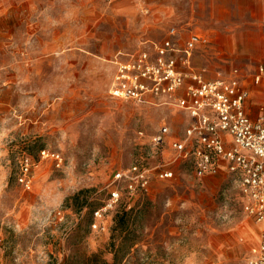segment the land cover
<instances>
[{"label":"rangeland","instance_id":"obj_1","mask_svg":"<svg viewBox=\"0 0 264 264\" xmlns=\"http://www.w3.org/2000/svg\"><path fill=\"white\" fill-rule=\"evenodd\" d=\"M188 1L0 0V264H61L65 255L105 251L116 213L143 204V243L123 264H246L264 229L243 213L232 177L200 178L188 162L174 166L172 179H154L148 193L125 192L108 228H92L114 173L140 157L157 163L151 143L159 128L169 125L171 141L181 140L187 121L175 106L113 98L116 57L150 48L175 28L184 41L207 36L192 59L207 80L254 66L235 64L240 57L224 35L248 44L253 22H223L229 30L215 36L200 1L195 19L187 18ZM43 150L60 153L64 166L42 159ZM172 153L167 147L165 159ZM23 155L36 162L31 191L17 181Z\"/></svg>","mask_w":264,"mask_h":264},{"label":"built area","instance_id":"obj_2","mask_svg":"<svg viewBox=\"0 0 264 264\" xmlns=\"http://www.w3.org/2000/svg\"><path fill=\"white\" fill-rule=\"evenodd\" d=\"M170 35L175 36L176 29H171ZM206 44L208 39L197 34L184 47L166 39L154 45L153 53L147 49L118 64L109 90L113 98L143 104L149 97L175 99L184 90V97L178 98L176 105L189 115L191 123L183 139L172 143L168 160L164 153L170 128L162 125L151 143V153L159 161L150 165L142 158L115 172L109 198L94 212V230L108 228L107 218L120 205L125 192L132 198L148 193L154 179H172L174 166L183 162L190 163L200 178L217 175L220 165L226 164L238 186L243 213L258 224L264 223V110L257 119L248 114L250 92L237 77L207 80L191 69L193 52ZM253 81L257 86L264 85V63ZM40 154L42 159L53 160L57 168L65 164L58 152L43 150ZM35 164L29 155L20 158L17 181L26 191L33 189ZM2 241L0 233V245ZM246 264H264V235Z\"/></svg>","mask_w":264,"mask_h":264},{"label":"crops","instance_id":"obj_3","mask_svg":"<svg viewBox=\"0 0 264 264\" xmlns=\"http://www.w3.org/2000/svg\"><path fill=\"white\" fill-rule=\"evenodd\" d=\"M153 1H155V0H153ZM196 1L197 0L188 1L189 14H187V18L189 20L195 19V14L193 13V10H194L195 6L197 5ZM198 1H200L199 6L204 12L205 21L215 23L214 27L213 26L210 27L211 30L212 29L215 30V34H214L215 36L219 35V33H220L219 31L221 29H223V27H224L222 24L223 22L224 23L225 22H241V21L246 20L249 22H253L256 26V29L253 32L250 31L248 33L249 34L248 41H247L248 44H246L245 41H242L240 39V37L235 36V35H231V33H228L227 31L229 30V28L227 26L224 27V29L227 30L226 31L227 33H224V35L226 37H228L229 39H231L233 44H235V47H236L235 53L237 55H239V57H240L239 60H237L235 64L242 66V65L247 64V63H252L254 65V66H251L247 69L235 68L230 74L225 75V77H229V78L237 77L238 79H240V81L243 83V85L248 89V91L250 92V98H249L247 105H246L247 112L253 119H257L259 117V115L261 114V112L264 110V85L257 86L254 84V81H253L254 75L256 74L259 65L264 63V0H198ZM238 1H247L246 6L241 8L239 6L240 4ZM158 2L159 1L156 2L157 5H158ZM171 3H174V6H175L176 1H172ZM155 15H156V17L157 16L165 17V15L161 12H157ZM222 16H224V17H222ZM245 16H247V19H245ZM232 31H233V29H232ZM232 31H229V32H232ZM194 34L201 35V36H204L207 38V36L205 34H202V33H191L189 35V37L184 41L182 38V35L179 32H176L175 36H171L170 31H169L168 37L165 38L164 40L173 39L179 47H184V45L186 44L188 39ZM208 34H209V36H212L211 35L212 33H210L209 31H208ZM252 34L254 35V41L253 42L251 39ZM164 40H162V41H164ZM182 41H184V43H182ZM161 42H158V43H161ZM211 43H213L211 47L213 49H216L217 47H216L215 38H214V41L212 40ZM155 44H157V43L154 42L152 44V47L144 48V49L140 50L139 52L126 53V54L120 53L119 56H117L115 61H114L115 68H114V74H113L111 85L113 83V79H114V76L117 72L118 64L120 62L127 61L131 57H133V56H135V55H137V54H139L142 51L147 50V49L151 50L153 53ZM204 47H205V45H200L195 49V51H197L201 48H204ZM194 52H193V54H194ZM192 59H193V55L191 58V66L190 67L194 71V69L192 68ZM180 68L182 70H187V68H185V67L180 66ZM111 85H110V88H111ZM184 95H185L184 90H182V91H179L175 95V99H171V98L155 99V98L149 97L147 99V101L143 103V105H145V104H152V105H157V106L171 105V106H175V107L179 108L178 105H176V101L178 98L184 97ZM180 110L187 117V121H185V131H184V135H185L186 129L189 126V124L191 123V118L182 109H180ZM163 125H167V124H163ZM167 126H169V125H167ZM169 128H170V126H169ZM170 132H171V128H170ZM176 141H178V140H176ZM173 142H175V141H171V137L168 136L165 149L167 147H170L172 150V143ZM142 158L143 157H140L138 159H142ZM220 168H221V171L217 175H221V174L225 173L227 176L231 177V175L227 172L226 164L222 163L220 165ZM122 169H125V168H122ZM119 170H121V169H119ZM217 175L206 176L204 178L214 177ZM260 225H261L260 228L264 229V223H262ZM252 249H251V251H252Z\"/></svg>","mask_w":264,"mask_h":264},{"label":"trees","instance_id":"obj_4","mask_svg":"<svg viewBox=\"0 0 264 264\" xmlns=\"http://www.w3.org/2000/svg\"><path fill=\"white\" fill-rule=\"evenodd\" d=\"M148 210V206L143 204L141 207L118 211L113 220L110 241L105 251H97L90 255L83 253L65 255L61 264H123L132 250L143 243V230L139 227L147 218ZM105 254L112 256L110 261L105 258Z\"/></svg>","mask_w":264,"mask_h":264}]
</instances>
